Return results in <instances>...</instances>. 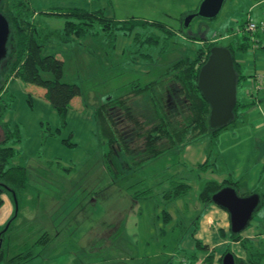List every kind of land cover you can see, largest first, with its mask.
Listing matches in <instances>:
<instances>
[{
  "label": "rangeland",
  "instance_id": "1",
  "mask_svg": "<svg viewBox=\"0 0 264 264\" xmlns=\"http://www.w3.org/2000/svg\"><path fill=\"white\" fill-rule=\"evenodd\" d=\"M22 1L28 5L22 11L27 15L31 12L26 20L35 25L43 38L64 29V18L50 14L51 11L100 10L116 21L136 19L145 24L133 31L125 29L128 34L119 32L113 48L107 46L106 32L99 26L93 31L95 37L64 39L59 33L48 38L49 52L64 61L63 81L81 89V95L74 99L77 105L67 109L64 120L40 96L41 88L12 76L2 80L0 142L7 141L16 150L18 156L11 164L25 167L29 187L22 191L18 205L9 194H1L0 227H6L16 217L4 237L5 256L0 264L27 253L31 256L19 264H159L165 259L166 263L173 262L176 257L187 261L179 248L185 250V234L193 229L194 217L200 214V219L206 208L197 199L201 184L215 176L219 178L220 174L221 178H235L237 168L246 163L251 166L258 159L260 153L255 145L249 151L243 145V137L257 143L249 135L250 128L243 125L234 130L238 125L232 122L214 135L197 138H193L195 131H189L178 155L171 153L170 157L174 155L176 159L174 164L166 163L162 157L145 166L142 176L150 178L152 195L132 200L128 189L139 181L141 172L135 170L115 181L107 174L94 111L107 96H120L133 82L145 84L157 79L178 61H191L201 50L205 53L211 43L234 49V59L240 62L243 74L264 75V51L252 54L236 48L240 42L250 43L249 38L255 35L246 30L247 14L259 20L264 18V11L261 15L259 8L246 12L255 0H224L214 18L195 17L184 27V18L202 0ZM1 10L11 16L10 11L15 14L18 9L12 8V0H2ZM151 22L161 23L171 33ZM135 32L140 36L133 42ZM9 62L1 65L3 75ZM249 78L241 90L237 89L238 100L248 99L244 91ZM168 89L166 85L161 91L167 112L176 107L174 92ZM128 99L130 103L137 100ZM181 118L179 114L171 120L181 124ZM116 121L118 129L129 138L132 125L126 123L120 112ZM4 123L13 133L18 131L15 143L5 133ZM239 131L246 134L242 136ZM135 139L130 148L138 151L143 139ZM205 160L208 165L203 168ZM161 174L162 181L156 185V175ZM165 179L184 181L190 188L183 198L165 201L163 189L159 190L168 186L166 181L161 185ZM135 190L139 187L135 186ZM163 211L170 213L172 221L164 222ZM256 214L257 211L252 220H256ZM222 249L218 247L217 253Z\"/></svg>",
  "mask_w": 264,
  "mask_h": 264
},
{
  "label": "trees",
  "instance_id": "2",
  "mask_svg": "<svg viewBox=\"0 0 264 264\" xmlns=\"http://www.w3.org/2000/svg\"><path fill=\"white\" fill-rule=\"evenodd\" d=\"M24 7H28L26 2L22 0H12V8L18 10L15 14L13 11H10L11 16H8L6 12L1 10L0 3V12L8 20L10 27V35L7 43L8 53L5 59L0 63V88L2 86V80L10 76H12V79L19 78L25 84L35 85L41 88L42 91L39 93L40 96L57 111L62 120L65 118L67 109L72 108L74 103L77 105L74 99L81 95V89L77 84L63 81L64 61L56 57L54 53L49 52L47 48L49 42L48 38L59 33L64 36V39H84L87 36L95 37L93 31L96 26H99L106 32L105 37L107 46L113 48L119 32L128 34L129 32L125 31V29L133 31L136 30L137 27L145 24L144 21L136 19L116 21L113 18L105 17L100 10L92 12L80 9L60 12L51 11L50 14L64 18V29L61 32H50L43 38L44 36L40 35L35 25L26 20V18L30 17L31 12L28 15L24 13V11H22ZM32 14L34 15L33 12ZM150 24L159 29L164 28L161 23L151 22ZM164 29L166 32L171 33L169 29ZM131 34L132 33H130V35ZM139 36L138 32H135L132 35L133 42L137 41ZM154 41L156 42V40ZM214 45L218 44L211 43L207 45L205 53L201 50L204 55L198 53L191 61H178L173 67L168 68L164 74L153 81L145 84L133 82L120 96H107L106 101L95 109L94 119L96 130L99 135V144L103 147L101 158L107 174L115 181L131 175L135 170L141 172L139 181L128 189V193L132 200L147 198L152 195V190L149 186L150 178L148 179L142 176L145 166H149L162 157L166 158V163L169 162L174 164L176 159L174 155L172 158L170 157L171 153L176 156L178 155V152L181 150L180 145L184 142L189 131H195L193 138H197L205 134L214 135L215 132L221 129L215 131L209 130L207 124L209 106L196 86L198 71L205 62L209 49ZM228 48L233 55V49L230 47ZM233 60L235 70L238 74V86H240L243 77L238 71L239 65L236 63L234 56ZM9 61L12 62L10 63ZM7 62L10 63V67L6 71V75H3L5 71L4 69L2 71L1 65L3 63L6 66ZM166 85H169L168 90L174 92L172 98L176 100V107L169 111L170 113L164 110L165 105L162 101L161 91H164ZM27 97L31 99V93H28ZM129 97H133L137 100L130 103ZM262 101L264 102V97ZM1 102H4L2 97H0V103ZM6 106L5 104L3 108H6ZM242 107H244V105H242L237 98V103L234 108L235 116L232 122L235 123L237 110ZM179 108H181V113L179 112ZM117 112H120L123 119L127 121L126 123H130L133 127L132 133H130L131 136L127 138L130 141L126 139L121 129H118L116 121ZM183 112L186 113V116L182 115ZM179 114H181L182 117L181 124L171 120V118L173 119L174 116ZM4 124L5 133L9 134L15 143L18 138V131L16 130V132L13 133L8 128V124ZM225 127L226 126L222 128ZM7 128L9 131H7ZM135 138L143 139L141 149L138 151H133V149L130 148V144L136 140ZM16 156H18V154L16 150L13 149L12 145H9V142H0V206L2 204V193L9 194L13 203L18 205L22 191L29 187L25 167L21 164H11V161ZM207 165L205 160L202 163V167L205 168ZM156 176H159L157 177L158 182L156 183V185H158L159 180L161 183L163 177L162 174ZM153 180L155 179L152 178V181ZM165 181L168 186H161V188H159V190L163 189L161 195L164 197L163 199L165 201L168 199L170 202L171 200L183 198L184 194L188 192L190 188L184 181L176 179H165L161 185H163ZM238 184L239 179L233 180L232 178L224 179L222 182H217L214 179L205 180L199 188L197 199L204 207L212 205L211 196L213 193L224 186H232L237 191ZM135 186L139 187V190H135ZM133 188L135 191H133ZM261 204L262 200L260 206ZM199 216L200 214L194 217V227L190 231L192 238L194 237V230L196 229ZM15 217L16 215L13 216L6 227H0V260L5 256L2 247L4 237L10 232L9 230L12 228ZM163 218L164 222L172 221V217L168 211H163ZM241 233L232 234L229 229L228 239L232 242L239 243L240 249L244 254L243 257L233 253L228 245L220 254L218 259L219 264H221L222 256L227 252L233 254L235 264H264V243L260 241L258 244H255L252 240L242 237ZM221 234L224 237L223 233ZM44 236L45 235H43V238ZM41 239L39 238L38 242H41ZM179 249L187 261H185L183 257H176V259L173 258L175 259L173 262L170 260L166 263L165 259L163 263L159 264H195L201 255H205L203 261L206 264H212L216 252L214 249L209 251L207 245L194 238L191 249ZM30 256L31 254L29 253L25 255L17 254L11 257L7 261V264H19L22 259H27Z\"/></svg>",
  "mask_w": 264,
  "mask_h": 264
},
{
  "label": "water",
  "instance_id": "3",
  "mask_svg": "<svg viewBox=\"0 0 264 264\" xmlns=\"http://www.w3.org/2000/svg\"><path fill=\"white\" fill-rule=\"evenodd\" d=\"M223 3L224 0H202L197 9L184 18V27H188L195 17L214 18ZM9 35L8 20L0 12V63L8 53ZM196 86L209 106L207 117L209 130L215 131L230 124L235 116L238 74L234 67L232 52L228 47L214 45L209 49L208 56L198 71ZM211 201L229 214L230 232L239 234L252 220L260 206L261 197L258 193L241 196L234 187L224 186L212 194ZM221 264H235L233 254L225 253L221 258Z\"/></svg>",
  "mask_w": 264,
  "mask_h": 264
},
{
  "label": "crops",
  "instance_id": "4",
  "mask_svg": "<svg viewBox=\"0 0 264 264\" xmlns=\"http://www.w3.org/2000/svg\"><path fill=\"white\" fill-rule=\"evenodd\" d=\"M259 8L260 15L264 11V0H255V3L251 4L247 13L253 11V9ZM249 14H247L248 16ZM247 18V17H246ZM246 38V36H245ZM249 42L243 41L237 44L236 48L245 50L252 54L256 52L264 51V33L259 32L255 35H252L249 38ZM252 42V44H251ZM235 48V49H236ZM234 51V49H233ZM264 54V53H262ZM238 63V71L243 79L240 82V90L242 89L243 84L245 83L246 79L251 74H243L242 67L238 60H235ZM264 78V75H262ZM264 97V80L262 89L257 93V101L250 102L248 99L240 98V103L244 105V107L239 108L237 110V116L235 124L238 127H234V130L242 128L243 125L250 128V136H253L257 143H253V140L250 141L246 140L244 137L245 143L243 145L249 151L252 149L250 146H256L258 149L259 155H257V160H255L251 166H248L247 163L243 167L237 168V175L233 180L239 179L238 190L237 193L241 196L249 195L252 193H258L261 196L262 204L257 210L256 220H251L247 227L242 231L241 235L244 238L252 240L255 244H258L260 241L264 243V102L262 101ZM251 104V105H249ZM247 130V129H246ZM231 134H235L233 131H230ZM242 136L243 131H239ZM248 134V133H247ZM252 143V144H251ZM251 144V145H250ZM213 176L214 173H212ZM221 174L219 178L216 176L211 178L216 180L217 182H222L226 178H221ZM10 196V195H9ZM11 198V197H10ZM10 206L8 208V212L10 215ZM254 218V216H253ZM252 222V223H251ZM230 229V222H229V214L222 208L218 207L215 204L206 206L204 213L200 219H198L196 223V229L194 230V239L200 240L203 244L209 247V251L214 249L216 251L213 263L212 264H219L218 259L220 257L221 252L224 250L226 246H230L231 251L235 253L237 256L243 257V252L240 249L238 242H232L228 239V232ZM206 232V233H205ZM224 237L222 236V234ZM187 243L185 244V250H189L192 248L193 245V238L191 237L190 232L188 231L187 234ZM184 238V237H183ZM186 239V238H185ZM218 247H221V251L217 253ZM183 248V247H182ZM195 264H206L203 261V258L197 260Z\"/></svg>",
  "mask_w": 264,
  "mask_h": 264
},
{
  "label": "built area",
  "instance_id": "5",
  "mask_svg": "<svg viewBox=\"0 0 264 264\" xmlns=\"http://www.w3.org/2000/svg\"><path fill=\"white\" fill-rule=\"evenodd\" d=\"M246 30L251 34L264 33V18L257 20L248 15L246 19ZM249 77L247 81L249 86L245 89L244 93L248 96V100L254 103L257 101V93L262 89L264 78L258 74Z\"/></svg>",
  "mask_w": 264,
  "mask_h": 264
}]
</instances>
